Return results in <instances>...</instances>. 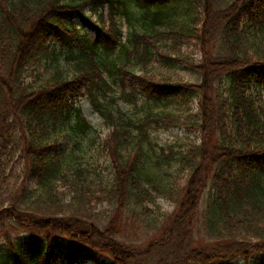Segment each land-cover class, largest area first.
Here are the masks:
<instances>
[{"label":"trees","instance_id":"obj_1","mask_svg":"<svg viewBox=\"0 0 264 264\" xmlns=\"http://www.w3.org/2000/svg\"><path fill=\"white\" fill-rule=\"evenodd\" d=\"M262 89L264 0H0V264H264Z\"/></svg>","mask_w":264,"mask_h":264},{"label":"rangeland","instance_id":"obj_2","mask_svg":"<svg viewBox=\"0 0 264 264\" xmlns=\"http://www.w3.org/2000/svg\"><path fill=\"white\" fill-rule=\"evenodd\" d=\"M187 52H190L193 54L194 58L195 59H200V53L197 52L194 48H190L187 50ZM183 76V78L188 79V80H194L191 75H188V74H180ZM260 95L262 96V99L264 101V90L262 89V91L260 92ZM81 108H82V112L84 113V116L86 117V119H88V121L90 123L93 124V126L95 128H97L98 130L101 129V134L103 135L102 138H105L106 135H107V130H104V128H102V123H101V119L100 117L95 114L94 112H92V108H91V105L89 103V101H81V104H80ZM179 137L180 138V141L181 139L187 143H189V141H197L198 140V135H189L188 137L185 136L182 132L180 131H176L174 133H166V134H162L160 135V140L163 142V143H166V142H169V141H173L176 137ZM198 142V141H197ZM158 203H159V206H160V213H173L176 211V207L175 205H173L170 201L167 202L163 199H159L158 200ZM152 206H150V209ZM98 213L99 212H106L107 214L109 213V208L106 207V206H103L102 208H98L97 209ZM156 212V211H155ZM154 214L152 213L151 215V218ZM144 237V233L140 232L139 235H137V239L135 240V243H139L141 244L143 240H145ZM129 238V237H127ZM131 240H133V238H129ZM87 264H90V263H87Z\"/></svg>","mask_w":264,"mask_h":264}]
</instances>
